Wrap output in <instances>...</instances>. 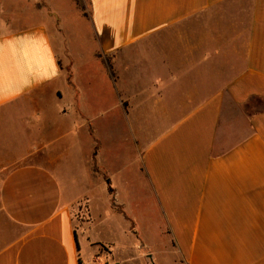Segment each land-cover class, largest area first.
Returning <instances> with one entry per match:
<instances>
[{
    "label": "crops",
    "instance_id": "1",
    "mask_svg": "<svg viewBox=\"0 0 264 264\" xmlns=\"http://www.w3.org/2000/svg\"><path fill=\"white\" fill-rule=\"evenodd\" d=\"M35 1L0 0V264H264V0Z\"/></svg>",
    "mask_w": 264,
    "mask_h": 264
},
{
    "label": "rangeland",
    "instance_id": "2",
    "mask_svg": "<svg viewBox=\"0 0 264 264\" xmlns=\"http://www.w3.org/2000/svg\"><path fill=\"white\" fill-rule=\"evenodd\" d=\"M61 2L68 4L67 0H60ZM35 2H39L38 6H41L42 0H37ZM74 3L78 7V9L83 10L85 12L86 10V1L85 0H74ZM65 4V3H64ZM76 7V8H77ZM66 37L72 38L73 34L70 32L66 33ZM88 171H86V168H82L79 170V175L75 180L74 188L79 189L80 193L84 192L85 187H83L84 184H86L89 180L88 177ZM62 190L63 194L65 196V199L70 200V190L72 187V184L68 182H64L62 185ZM73 195V194H72ZM89 197V195H88ZM88 203L86 201H79L78 204L75 206V215H81L82 211L83 213H87L88 209ZM82 213V215H83ZM89 213V212H88ZM143 240V238H142ZM148 242L145 241V243L149 246V248H141L137 252L132 250V255L131 258L126 257L125 260L122 262V264H172L174 258L172 256H166L162 257V255L154 250V245H156L155 240H147ZM144 242V240H143ZM102 253L105 256V260L101 261L102 264H118L119 259L113 257L112 255L110 256L109 249L105 247L101 250ZM150 251V252H149Z\"/></svg>",
    "mask_w": 264,
    "mask_h": 264
},
{
    "label": "built area",
    "instance_id": "3",
    "mask_svg": "<svg viewBox=\"0 0 264 264\" xmlns=\"http://www.w3.org/2000/svg\"><path fill=\"white\" fill-rule=\"evenodd\" d=\"M98 264H102V263H99V262H98Z\"/></svg>",
    "mask_w": 264,
    "mask_h": 264
}]
</instances>
